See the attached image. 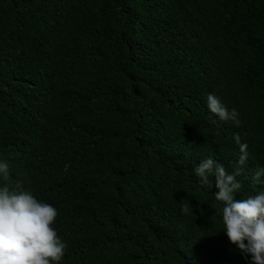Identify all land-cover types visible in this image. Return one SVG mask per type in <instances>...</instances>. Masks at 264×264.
<instances>
[{
    "label": "trees",
    "instance_id": "trees-1",
    "mask_svg": "<svg viewBox=\"0 0 264 264\" xmlns=\"http://www.w3.org/2000/svg\"><path fill=\"white\" fill-rule=\"evenodd\" d=\"M237 134L246 198L264 188V0H0V159L58 209L60 264H248L192 171L232 172Z\"/></svg>",
    "mask_w": 264,
    "mask_h": 264
},
{
    "label": "clouds",
    "instance_id": "clouds-1",
    "mask_svg": "<svg viewBox=\"0 0 264 264\" xmlns=\"http://www.w3.org/2000/svg\"><path fill=\"white\" fill-rule=\"evenodd\" d=\"M206 107L219 120L240 124L238 111L229 110L219 96L209 93ZM233 140L239 146V155L232 172L211 156L201 160L192 171L198 184L207 188L218 203L221 231L228 242L235 245L248 264H264V188L246 198L239 197L242 182L237 177L249 153L248 145L241 142L238 134ZM10 176L9 163L0 159V264H60L67 244L53 226L58 209L38 199L31 190L10 186L6 183ZM262 178L264 166L254 171L251 180L264 185ZM181 211L193 215L189 202Z\"/></svg>",
    "mask_w": 264,
    "mask_h": 264
}]
</instances>
